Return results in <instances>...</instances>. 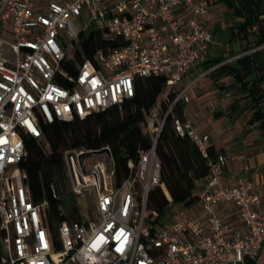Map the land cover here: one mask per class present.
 <instances>
[{"label": "built area", "instance_id": "1", "mask_svg": "<svg viewBox=\"0 0 264 264\" xmlns=\"http://www.w3.org/2000/svg\"><path fill=\"white\" fill-rule=\"evenodd\" d=\"M208 7V0H0V264L258 263L261 199L250 181L220 185L222 155L208 163L196 216L170 204L166 223L146 224L148 193L161 184L156 144L166 120L207 158L209 136L195 131L187 107L192 87L220 65L182 82L213 43L203 21ZM90 34L107 46L79 62L76 54L83 56L81 43ZM7 47L13 62L5 58ZM148 77L165 79L160 101L141 125L151 147L127 162L129 177L119 186L109 148L63 152L69 192L91 193L93 208L73 206V218L60 222L52 237L44 224L47 204L34 202L19 168L26 138L40 139L41 124L122 106L135 96V79ZM50 194L58 199L53 185ZM225 205L235 208L237 226L220 217Z\"/></svg>", "mask_w": 264, "mask_h": 264}, {"label": "trees", "instance_id": "2", "mask_svg": "<svg viewBox=\"0 0 264 264\" xmlns=\"http://www.w3.org/2000/svg\"><path fill=\"white\" fill-rule=\"evenodd\" d=\"M225 2L230 16L236 22L232 29L234 41L245 42L244 52L258 48V29H264V0H220ZM211 5L212 2L208 0ZM103 42L94 43L90 34L81 43L83 56L77 55V61L89 59L92 49L106 47ZM117 46L115 42L109 44ZM264 49L239 57L234 65L223 64L209 75L212 82L221 90L235 89L236 100H244L242 111L251 112L249 127L264 131V66L261 54ZM217 59L204 64L205 69L221 63ZM72 69V68H71ZM229 77L233 82L221 85V80ZM165 87L163 77L136 78L134 81L135 96L122 106L113 107L105 112L72 122L55 121L52 124H41L42 137L25 140V156L19 168L25 172L26 185L30 188L35 203L45 201L47 206L46 223L52 237L56 225L73 218L70 204L62 205L59 193L60 185L66 179L63 152L69 149L85 148L100 150L109 148L114 165L115 182L119 186L129 177L127 162L138 159L139 151L151 147V140L143 135L141 125L145 122L149 109L160 101ZM239 110L237 103L229 108V114ZM180 114V108L176 111ZM47 146V150L44 147ZM156 155L160 162V185L152 188L147 196L146 224L154 229L162 224V218L170 204H177L183 209L197 203L201 195L196 193L197 183L209 175V161L217 155L212 146L207 147V158H204L194 144L184 136L174 132L172 119L169 117L163 126L156 144ZM53 185L58 199L50 194ZM64 189V185L62 187ZM58 250V249H56ZM244 264H256L246 260Z\"/></svg>", "mask_w": 264, "mask_h": 264}, {"label": "crops", "instance_id": "3", "mask_svg": "<svg viewBox=\"0 0 264 264\" xmlns=\"http://www.w3.org/2000/svg\"><path fill=\"white\" fill-rule=\"evenodd\" d=\"M222 11L224 15L223 26L216 24L214 30H210L208 24H206L204 20L207 13L203 17L205 26L213 34V43L211 44L205 62L192 68L188 76L185 78L188 83L194 81L203 73L206 66L204 64L208 65L217 59H221L222 62L218 64L220 66L223 64L234 65L239 57L248 54L247 52H249H244L245 42L234 41L232 39V29L235 26L236 20L234 17L230 16L227 9ZM217 31L220 34V40L215 36ZM233 43L236 46V51L231 50L228 52L226 46H231ZM197 72L199 73L193 77V74ZM208 78L210 79L207 84H213V86H216L212 82L210 75H207L199 79L192 89ZM221 85L226 86L223 83H221ZM205 93L206 90L202 89L200 95L203 96ZM191 101L192 98L187 107V119L192 122L194 129L198 134H207L209 136V146L214 148L216 155H222L225 157L224 167L218 176L220 185H240L250 181L253 185L254 191L261 199L260 211L264 213V131H258L251 126H236L235 122L232 123L231 121H227L224 128L214 131L212 128L211 117L223 116L224 112L222 109L219 108L211 111L210 108L207 107L206 101L201 102L195 107L191 105ZM208 180L209 178L207 177L197 183L196 193L198 195H201V192L207 188ZM185 210H187L190 215L196 216L198 213V204H194ZM219 215L224 221L233 226L239 224L236 210L231 205H225L219 212Z\"/></svg>", "mask_w": 264, "mask_h": 264}, {"label": "rangeland", "instance_id": "4", "mask_svg": "<svg viewBox=\"0 0 264 264\" xmlns=\"http://www.w3.org/2000/svg\"><path fill=\"white\" fill-rule=\"evenodd\" d=\"M212 2L211 5H209L208 10H207V14L204 17V20L206 22V24H208V27L210 30H214V26L216 24H219V26H223V22H224V15H223V11L224 9H227L225 2L220 1V0H210ZM216 37L220 40V34L218 33V31L215 33ZM228 52L232 51H236V46L233 43L231 46L227 45L226 46ZM254 48L251 51L247 52L252 53L255 51ZM7 53L5 58L7 60H9L10 62H13V58H14V52L10 47L6 48ZM244 54V53H241ZM227 55V54H226ZM225 55V56H226ZM261 58L262 61H264V53L261 54ZM262 66H264V63H262ZM197 73L193 74L196 76ZM193 79V78H191ZM209 79H205L204 81L200 82L198 84V86H196L195 88H193L189 94L190 99L192 98L191 101V105L193 106H198L201 102H205L207 103V107L210 108V110H216V109H222V111L224 112L223 116H212V128L214 131L219 130L221 128H224L227 121H231L232 123L235 122V125L237 126H246L249 127L248 125V121L251 118V112L248 111H242L245 107V102L244 100H236V98L239 97L236 96V91L235 89H230V90H221L219 89L217 86H213V84H207V82H209ZM233 82L232 78L226 77L224 79L221 80V83L225 84L226 86L231 84ZM188 83L186 80H184L182 82V84H186ZM202 89L206 90V93L202 96L200 95L202 92ZM237 103L239 106V110L236 114H231L228 115V109L230 108L231 104ZM45 150H47V146L44 147ZM110 170L111 168L109 166H107L106 169V173L107 175L110 174ZM64 185V189L62 188ZM61 184L59 187V193H60V197L62 199V205L64 204H70V209H72L73 211V206H76V208L78 210H82L83 212H89L90 208H93V199L94 196L91 193H84V195L80 196V197H76L74 195H72L69 190H70V184L68 183V181L66 180L64 184ZM173 206H169L166 209L173 211L172 210ZM182 211L186 212L183 208H180ZM168 221L167 218L163 217L162 218V224L166 223ZM57 227V225H56ZM257 264H264V248H262L260 255H259V259H258V263Z\"/></svg>", "mask_w": 264, "mask_h": 264}, {"label": "water", "instance_id": "5", "mask_svg": "<svg viewBox=\"0 0 264 264\" xmlns=\"http://www.w3.org/2000/svg\"><path fill=\"white\" fill-rule=\"evenodd\" d=\"M258 34H259V44L260 46H264V29L259 28Z\"/></svg>", "mask_w": 264, "mask_h": 264}]
</instances>
